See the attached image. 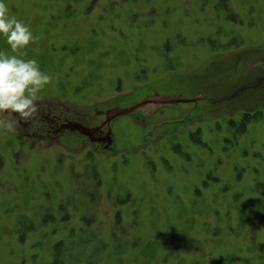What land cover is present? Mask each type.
Segmentation results:
<instances>
[{"label":"rangeland","instance_id":"1","mask_svg":"<svg viewBox=\"0 0 264 264\" xmlns=\"http://www.w3.org/2000/svg\"><path fill=\"white\" fill-rule=\"evenodd\" d=\"M5 2L52 82L0 131V264H264V0Z\"/></svg>","mask_w":264,"mask_h":264},{"label":"clouds","instance_id":"2","mask_svg":"<svg viewBox=\"0 0 264 264\" xmlns=\"http://www.w3.org/2000/svg\"><path fill=\"white\" fill-rule=\"evenodd\" d=\"M0 37L13 52L27 48L35 40L30 27L9 14L5 0H0ZM51 82L52 77L41 70L35 59L0 52V131L13 133L20 121L35 119L40 111L39 93Z\"/></svg>","mask_w":264,"mask_h":264},{"label":"water","instance_id":"3","mask_svg":"<svg viewBox=\"0 0 264 264\" xmlns=\"http://www.w3.org/2000/svg\"><path fill=\"white\" fill-rule=\"evenodd\" d=\"M175 103L176 104L177 103H189L190 104L189 101H181V100H178ZM111 119H114V118L111 117V118L107 119V123L110 122ZM101 127L88 130V128L84 127L83 125H81L79 123L67 122V123L59 126V128L57 130H55L54 133H58L60 131L78 132V134H81V135L89 138L90 141H92V142H96V143H105L106 142L109 145L111 143L110 134H107V136L105 138H102V139H95L94 138V135L97 134L101 130Z\"/></svg>","mask_w":264,"mask_h":264},{"label":"flooded vegetation","instance_id":"4","mask_svg":"<svg viewBox=\"0 0 264 264\" xmlns=\"http://www.w3.org/2000/svg\"><path fill=\"white\" fill-rule=\"evenodd\" d=\"M67 122H74V121H64V123H62V124H60L59 126H61V125H63V124H65V123H67ZM77 123V122H76ZM109 123V122H108ZM107 119H106V121L103 123V124H101L100 126H98L97 128H99V127H101V130L97 133V134H95L94 135V138L95 139H102V138H105L106 136H107V134H110L111 135V133H109V132H106V134L104 135L103 133H102V129H103V127L104 126H106L107 124ZM80 124V123H79ZM81 125H83V124H81ZM84 126V125H83ZM84 127H86V126H84ZM59 128V127H58ZM58 128H55L54 130L51 128L50 129V131H48L49 133H52V135H56V134H58V133H61V132H63V131H60V132H58V133H54L55 132V130H57ZM86 128H88V127H86ZM89 129H96V128H88V130ZM70 132V131H69ZM73 133V132H72ZM74 133H77L78 134V132H74ZM79 135H81V134H79ZM81 136H83V135H81ZM83 137H85V136H83ZM85 138H87V137H85ZM89 141H90V139L89 138H87ZM110 140H111V136H110ZM90 142H92V141H90ZM93 143H96V142H93ZM98 144H100V143H98ZM102 144H106V145H108L106 142L105 143H102ZM111 144V143H110Z\"/></svg>","mask_w":264,"mask_h":264}]
</instances>
